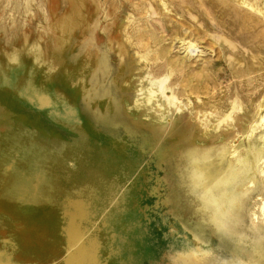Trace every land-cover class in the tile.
I'll return each mask as SVG.
<instances>
[{
  "label": "rangeland",
  "instance_id": "rangeland-1",
  "mask_svg": "<svg viewBox=\"0 0 264 264\" xmlns=\"http://www.w3.org/2000/svg\"><path fill=\"white\" fill-rule=\"evenodd\" d=\"M2 82L59 124L33 130L58 163L9 152L28 187L0 179V208L55 228L61 264L74 202L97 264H264V0H0Z\"/></svg>",
  "mask_w": 264,
  "mask_h": 264
},
{
  "label": "crops",
  "instance_id": "crops-1",
  "mask_svg": "<svg viewBox=\"0 0 264 264\" xmlns=\"http://www.w3.org/2000/svg\"><path fill=\"white\" fill-rule=\"evenodd\" d=\"M3 84L5 85L3 87L4 90H2ZM1 91H3L2 95H1ZM1 98L3 100H1ZM0 103L13 111L14 114L13 120H15V117L20 118L19 122L21 123L19 125L22 128V132L24 134L21 136L20 135L14 136L12 135L14 132H9V130H5V132L0 133V162L4 163L5 166L4 170L7 169L9 166L8 160H10L11 162L13 159L15 160V155L10 158L9 152L13 150H17L16 147H20L22 150L23 146H25L26 152L31 153L30 156L27 157L19 156L17 158V161L15 162L16 166L18 168L23 169L26 174L29 173L30 169L32 168L31 166L32 161H43V160L50 161L48 157V150H46L47 149L46 146L41 142L34 141L35 136L33 134V130H35V132H38L39 134H42V132L46 134L49 132L47 131L46 128L47 126L44 123L46 124L51 123L57 125L59 124L51 120L52 116L49 117L46 116L43 108H38L37 106L29 105L25 103L20 97L15 95L13 88L11 87L10 84H6L3 82L0 84ZM24 120H26L27 122ZM23 121L24 123H22ZM34 127H36L37 130L34 129ZM11 128L15 129L16 126H12ZM45 136L49 137V134ZM62 144L63 142H61V145ZM58 145L54 147V149L60 148L61 145L60 144ZM61 150L62 147L58 154L61 153ZM20 153H22V151ZM32 154L33 156L31 158ZM58 154L54 155L53 160L50 161L51 163H58V160L56 159V156ZM61 157L63 156H60L59 158ZM53 167H57V166L53 165ZM44 204L46 205L47 209L46 210L42 209L41 211H39L41 214H46L47 212H58V210L55 208L54 205H50L47 203ZM31 212H30L31 215H34V220H36L38 218L37 213L35 211H31ZM0 218L4 219L3 222L0 221V233H2L1 235L6 236L7 234L11 235L13 233L14 234L16 233L18 234V239H17L18 243L30 244L33 241L32 235H36L35 241L38 245H40L41 248L47 242L53 241L51 242L53 243L52 247L50 248L45 247L44 249H42L41 254L33 258L37 262V264H51V263L56 264L58 262L59 264H61L60 261L63 256V249H62L63 246L62 243H60L59 240L60 238L49 237V234L58 235L57 231H51L49 229V226H47V224H45V226H41L35 223V226L32 227L24 226L22 218L18 219L14 215V213L7 212L1 208H0ZM11 227H14L15 230L5 231V229L7 228L11 229ZM14 257L16 261L17 260L22 261L20 255H14ZM55 258L57 259V261H53Z\"/></svg>",
  "mask_w": 264,
  "mask_h": 264
},
{
  "label": "bare ground",
  "instance_id": "bare-ground-1",
  "mask_svg": "<svg viewBox=\"0 0 264 264\" xmlns=\"http://www.w3.org/2000/svg\"><path fill=\"white\" fill-rule=\"evenodd\" d=\"M31 83H32V85L35 84L36 83V79L34 78L31 81ZM11 84H12V86H15L13 82H11ZM32 87H34V86H32ZM39 98H43V94H40L38 96L39 103L42 104V101ZM8 164H9L8 168L12 169L11 172L9 171V173L7 174V171H6V173L2 174L0 179L6 180L5 182H7V183H10L11 181L19 183V184L22 185L23 189H27L28 184H27V177L25 176V174L23 175V173H19V171L17 169H14L13 167H11V166L15 165L14 162L10 161V163L8 162ZM6 168H7V166H6ZM16 170H17V172H16ZM25 183H26V185H23ZM0 204H1V200H0ZM9 205H11V204H9ZM73 207H74L73 210H71L70 214H69V225H68V227L66 229V233H67V238H66L67 242L66 243H67V246H66V256H65V262L64 263H66V264H97L98 261H96L95 258L92 256V255H95V254H91V252L87 248V246L85 244V239H84L82 230H81L80 226H78V224H76L77 221H79L77 219L82 220V219L87 217V212H85L83 210L84 206H83V204L81 202H74ZM66 210H68V209H66ZM66 213H68V212H66ZM16 215L19 216V218H20V216H22L23 217L22 219H25V221L22 220L23 223H24V226H28V227L35 226L34 225L35 220H31L33 218L25 216V215H22V214H16ZM63 217H64V214H63ZM43 220L46 221L43 218H39V220L37 219V221H40V222H42ZM53 230H55V228ZM32 236H33V241L30 244H24V243L21 244V243L15 242L14 240H13L14 242L11 241V245L13 246L14 250L18 253V255H20V257H24L25 258V259H22V261L20 260L21 263L31 264L32 261L34 260L33 257H32L33 253L37 254V256H38L39 254L42 253V249H44L45 247H47V248L49 247L50 248V247L53 246V243H51L53 241H49L44 246H42V248H41L40 245H38L36 243V241H35L36 235H32ZM17 239H18V237H17ZM3 256L4 255H0V264H16L14 262H11V261L8 262V261L4 260ZM20 262H19V264H21Z\"/></svg>",
  "mask_w": 264,
  "mask_h": 264
}]
</instances>
